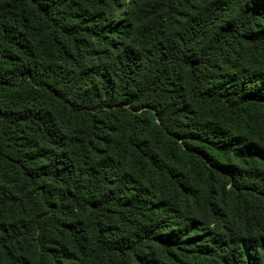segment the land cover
<instances>
[{"label":"trees","instance_id":"obj_1","mask_svg":"<svg viewBox=\"0 0 264 264\" xmlns=\"http://www.w3.org/2000/svg\"><path fill=\"white\" fill-rule=\"evenodd\" d=\"M0 264H264V0H0Z\"/></svg>","mask_w":264,"mask_h":264}]
</instances>
